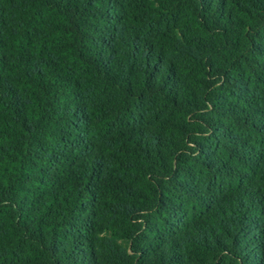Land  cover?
I'll use <instances>...</instances> for the list:
<instances>
[{"label":"trees","instance_id":"1","mask_svg":"<svg viewBox=\"0 0 264 264\" xmlns=\"http://www.w3.org/2000/svg\"><path fill=\"white\" fill-rule=\"evenodd\" d=\"M0 264H264V0H0Z\"/></svg>","mask_w":264,"mask_h":264}]
</instances>
